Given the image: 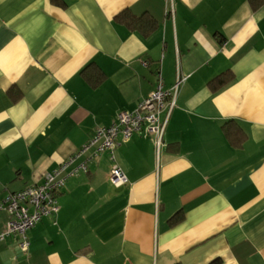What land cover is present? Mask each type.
<instances>
[{
	"label": "crops",
	"instance_id": "obj_1",
	"mask_svg": "<svg viewBox=\"0 0 264 264\" xmlns=\"http://www.w3.org/2000/svg\"><path fill=\"white\" fill-rule=\"evenodd\" d=\"M252 2L0 0V201L134 111L157 74L164 90L184 79L160 147L144 127L115 148L127 182L110 183L108 153H83L59 212L27 232V253L0 241V264H264V1ZM123 11L156 30L130 31ZM228 121L246 136L239 148Z\"/></svg>",
	"mask_w": 264,
	"mask_h": 264
},
{
	"label": "built area",
	"instance_id": "obj_2",
	"mask_svg": "<svg viewBox=\"0 0 264 264\" xmlns=\"http://www.w3.org/2000/svg\"><path fill=\"white\" fill-rule=\"evenodd\" d=\"M184 79L177 76V81L169 90H164L161 74H157V86L147 97L138 102L132 112H120L116 120L106 128L94 132L88 144L84 145L74 156L69 157L59 168L44 175L39 185L29 186L21 191L9 193L0 201V213L7 212L9 220L0 232V241L9 237L18 238V247L22 253H27L29 238L27 232L42 219L53 217L59 212L57 195L63 188L67 178L79 170L85 171L84 164L70 169L76 159L83 153L93 150V155L108 153L112 165L109 171V181L114 187L123 186L126 176L118 166L114 150L121 143L128 142L133 135L146 132L154 136L156 148H159L165 130L167 119L175 107V100L180 85ZM62 176V172L66 171Z\"/></svg>",
	"mask_w": 264,
	"mask_h": 264
},
{
	"label": "trees",
	"instance_id": "obj_3",
	"mask_svg": "<svg viewBox=\"0 0 264 264\" xmlns=\"http://www.w3.org/2000/svg\"><path fill=\"white\" fill-rule=\"evenodd\" d=\"M54 3L58 5H63L62 0H52ZM256 1H264V0H251V2ZM252 2V3H253ZM116 20L123 25H125L130 31L138 32L143 36H148L150 33L154 32L157 28V22L154 18L150 16H135L127 11H123L117 15ZM86 78L89 80L91 84H97L102 81L104 78L103 73L96 72L95 75L90 77L87 72ZM233 74L228 70L225 71L218 76L214 77L208 82V87L212 93L218 92L223 89V87L227 86L233 81ZM222 132L227 139L229 145L232 148L241 147L242 143L245 141L246 136L243 131L234 124L232 121H228L223 124Z\"/></svg>",
	"mask_w": 264,
	"mask_h": 264
}]
</instances>
